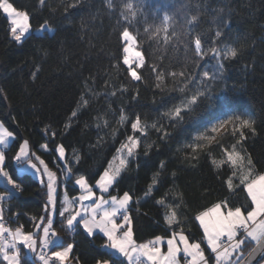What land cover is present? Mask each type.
Returning a JSON list of instances; mask_svg holds the SVG:
<instances>
[{
	"label": "trees",
	"instance_id": "1",
	"mask_svg": "<svg viewBox=\"0 0 264 264\" xmlns=\"http://www.w3.org/2000/svg\"><path fill=\"white\" fill-rule=\"evenodd\" d=\"M10 2L29 14L32 28L40 27L45 21L54 28L52 34L31 33L19 43L10 34L9 18L0 10V121L14 133L13 142L6 151L5 170L13 179L19 178L17 182L23 188L8 202L12 215L17 214V222L25 231L35 230L31 218L44 215L47 198L41 182L30 173L20 174L14 164L13 157L20 143L27 140L31 149L38 151L58 174L57 163L62 162L57 160V153L52 149L63 144L69 161L74 160V151L81 156L79 164L73 165L74 170L78 167L81 174L91 177L107 167L121 141L132 134L127 121L123 125L118 123L121 109L129 120L139 114L142 122L151 125L182 98L183 94L174 90L177 84L182 86L180 77L176 78L175 84L173 78L168 77L162 88H156L155 76L147 68L139 70L143 80L133 82L122 62L120 67H113L122 55L117 37L123 26H129L137 37V46L143 52L146 64L165 71L183 70L186 76L201 71L195 67L199 58L193 55L191 36L201 34L207 47L218 28L225 33L223 43L236 47L238 57L224 61L223 78L211 87L217 96L233 99L237 114L255 120L256 135L249 136L244 148L254 162L255 173H264V0H145L142 13L137 14L131 25L117 24L122 7L119 0H114L116 7L113 10L105 6L104 0H78V5L69 7L67 13L63 6L77 0H45L43 5L40 0ZM158 8L162 10L157 12ZM165 12L170 17L167 42L163 32L157 34L155 31L161 26ZM193 15L198 20L190 26L188 21ZM224 22H228L227 28L223 27ZM190 27L192 33L185 35ZM205 62L209 67L217 63L207 57L205 61H199ZM37 67L39 72L34 79L32 74ZM90 74L95 77L90 86L98 95L90 97L89 107L65 129ZM106 80L109 86L105 85ZM122 85L128 88L123 94L119 91ZM198 86L189 87L194 91ZM112 91L117 94L105 95ZM133 96L137 98L133 100ZM206 119L201 107L174 128L169 126L174 122L164 119L162 123L171 133L166 140H161L151 129L146 137H141L137 159L122 173L116 191L112 192L116 195L128 191L134 201L140 200L139 212L137 205H132L134 237L138 243L165 234L163 210L155 205V200L168 189L183 192L187 206L179 219L183 221L185 216L188 217L183 223L184 231L196 240L202 235L198 222L192 219L198 210L225 197L234 205L247 202L245 192L232 194L226 188L224 180L230 170L225 166L218 172L213 167L212 159L221 158V149L215 141L211 146L206 144L203 149H197L195 155L199 159L195 163L185 160L186 152L191 151L185 146L191 143L197 135L198 125ZM105 120L108 126H104ZM45 126L58 133L54 140L45 134ZM45 143L49 145L48 151L41 148ZM223 143L230 146L231 137H226ZM146 150L148 155L144 154ZM160 161L166 163L162 174L165 183L159 191L145 198L149 177ZM173 172L176 173L174 180ZM64 189L69 197L80 194L79 188L70 181L61 184V195ZM54 228L65 246L74 243L72 255L80 258V264H94L95 258L102 254L104 239L100 236L89 238L82 229H76L75 234L62 231L59 217ZM253 247L254 244L246 248L245 253Z\"/></svg>",
	"mask_w": 264,
	"mask_h": 264
},
{
	"label": "snow or ice",
	"instance_id": "2",
	"mask_svg": "<svg viewBox=\"0 0 264 264\" xmlns=\"http://www.w3.org/2000/svg\"><path fill=\"white\" fill-rule=\"evenodd\" d=\"M119 2L122 7L119 10L118 25L122 22L131 25L145 6V0H135V3L133 0H119ZM40 3L45 4V0H40ZM104 3L110 10L116 7L114 0H104ZM77 5L78 0L76 3L66 4L63 7L67 13L69 7L74 8ZM0 10L10 18L9 31L15 41L20 42L27 38L26 34H31L30 16L26 11L18 10L10 0H0ZM161 10L156 9L157 12ZM169 19V15L165 12L161 26L155 29L157 34L164 33L165 42L170 39ZM197 20L198 17L193 15L188 24L191 26ZM228 26V22H224L223 27ZM37 31L46 33L54 30L45 21ZM192 31L190 27L185 35H190ZM172 35L175 36L176 33L173 32ZM224 35L225 33L218 28L211 44L207 47L205 46L207 42L202 40L201 34L191 36L193 55L199 58L195 67L201 71L198 73L193 71L186 76L183 70L165 71L158 69L155 65L146 64L142 52L137 50V37L132 34L129 26L121 27L117 39L122 55L113 67H120L122 62V66H126L124 70L127 76L133 82L142 81L143 77L139 70L147 68L155 76L156 88H162L168 77L173 78L174 84L176 78L180 77L182 86L177 84L174 90L183 94L182 98L178 104H174L171 109L162 113L160 119L153 121L151 125L142 122L139 114L135 115V119L129 120L121 109L118 123L123 125L127 121L132 134L126 135L121 141L116 149V155L108 162L107 167L91 177L81 174L78 167L74 170L73 165L79 164L81 160L79 154L74 151V160L69 161L65 146L55 145L52 150L57 153V160L64 161L60 174L64 180L78 186L80 192L78 196L69 197L65 191L62 201L59 189L63 181L59 180L55 172L49 170L43 159L29 152L27 140L20 143L13 159L17 163L26 161L29 168L41 177H47L46 181L44 179L40 181L46 188L47 199L44 215L31 218L35 231H25L22 225L15 228L9 227L5 221L3 208L0 207V258L3 264H69V261L72 264H80V258L72 255L74 243H66L65 246V242L54 228L57 217H59L62 231L73 232L76 229H82L89 238L95 239L100 236L104 239L101 245L102 254L95 258L94 264H182V262L183 264H212L213 259L216 264H245V249L253 244L255 247L248 255H252L259 249L264 257V173H255L254 162L244 148L249 136L256 135V122L242 114H237L233 99L217 96L211 87L212 83L223 78L224 61L235 60L238 57L236 47L223 43ZM44 54L47 55L46 49ZM206 57L216 60L217 63L212 67H209L207 62L199 63V61H205ZM38 72L39 67L32 74L34 79ZM90 82L92 84L95 82V77L91 74L84 81L83 90L64 126L65 129L70 128L71 121L78 118L83 109L89 107L90 97L98 95L90 86ZM193 84L199 85L194 91L189 87ZM105 85L109 86L107 80ZM111 87L115 88V85ZM119 91L123 94L128 91V88L122 85ZM116 94V91L105 93L111 96ZM137 96H133V100ZM201 107L207 119L198 125L197 135L185 146L191 150L186 152L185 160L195 163L199 159L195 155L197 149H203L206 144L211 146L215 141L216 146L221 149V158L212 159L213 167L218 172L225 166L230 170V174L224 180L226 188L232 194L237 191L245 192L247 202L234 205L225 197L210 207L198 210L192 219L198 222L202 235L199 240H196L184 231L183 223L188 217L185 216L183 221L179 219L187 206L183 192L168 189L155 200V205L163 210L165 234L155 235L147 242L138 243L134 237L132 205L135 203L139 212L140 200L134 201L132 194L128 191L116 195L112 192L116 191L122 173L137 159L142 142L141 137H146L149 129L158 133L161 140H166L171 133L162 123L164 119L174 122L169 125L174 128L176 124L183 123L186 116L190 118V114ZM96 119L99 120L100 117ZM104 126H108L106 120ZM97 127H100V124H97ZM201 128L203 131H200ZM44 132L53 140L58 135L56 131L50 130V126H45ZM137 133L139 135H136ZM13 136L14 133L0 121V145L7 147ZM226 137H231L230 146H225L223 143ZM41 148L48 151L49 145L45 143L41 145ZM144 154L148 155L147 150ZM209 155H211L210 152ZM6 158L7 153L0 151V178L5 180V190L0 192V203L12 199L16 192L23 190L22 184L17 182L19 178L13 179V176L5 170ZM33 158L43 165L42 169L32 162ZM137 168H139L138 162ZM165 169V161H160L157 169L149 177V183L144 192L145 198L152 196L155 191H159L160 186L164 185L165 180L162 174ZM171 175L174 180L176 173L173 172ZM92 180L94 183L91 182ZM8 185H11V188H8ZM97 189L99 195H97ZM86 201L91 203L85 204ZM165 247L166 250H162Z\"/></svg>",
	"mask_w": 264,
	"mask_h": 264
},
{
	"label": "rangeland",
	"instance_id": "3",
	"mask_svg": "<svg viewBox=\"0 0 264 264\" xmlns=\"http://www.w3.org/2000/svg\"><path fill=\"white\" fill-rule=\"evenodd\" d=\"M5 15H6V14H5ZM9 20H10V18H9ZM10 27H11V25H10ZM10 27H9V28H10ZM49 27L52 28V29L54 30V28H53L52 26L49 25ZM37 29H39V27H37V28H32V26H31V24H30V33H34V34H36V35H41V34H43V33L38 32ZM53 32H54V31H53ZM53 32H48V33L52 34ZM27 35H29V34H26V36H27ZM22 41H23V39H22ZM22 41H20L19 43H21ZM137 50L141 51V50L138 48V46H137ZM141 52H142V51H141ZM142 55H143V52H142ZM143 56H144V55H143ZM221 131H223V130H221ZM13 139H14V136H13L12 139L9 140V145H8L7 147H6V146H3V145H0V151H5V152H6V151L10 148V146H11V144H12V142H13ZM29 152H30V153H35L36 156H39L41 159H43V160L45 161V159L42 157V155H41L38 151H33V150L31 149L30 145H29ZM59 161L62 162V163H57V165H58L59 169H61V168L63 167V165H64V161H61V160H59ZM5 162H6V161H5ZM32 162H33V163H36V164L38 165V167H40L41 169L43 168V165H40V164H39V161L35 160L34 158H33V161H32ZM45 163L48 165L49 170L55 172V173L57 174V176H58L59 179L61 178V179H63V181H65V180H64V177H63L61 174H58V172H57V170H56L55 168L51 167L50 164L47 163L46 161H45ZM116 163H118V161H116ZM14 164H15V166H16V168H17V170H18V172H19L20 174H23V173H30V174H32L36 179H38L39 181H41V179H44V180L46 181V179H47L46 176L41 177V176H40L38 173H36L33 169L29 168L28 165H27V162H26V161H25L24 163H17V162L14 160ZM24 169H27V170L25 171ZM7 187H8V188H11V185H8ZM77 187H78V186H77ZM4 190H5V180H4L3 178H0V192H3ZM65 191H66V190L64 189V192H63V194L61 195V200H63V196H64V194H65ZM96 191H97V195H99V190L97 189ZM66 192H67V191H66ZM67 195H68V193H67ZM68 196H69V195H68ZM88 203H91V202H90V201H86V202H85V204H88ZM0 207L3 208V214H4V217H5V221L7 222V225H8L9 227H11V228H15V227L19 226V224H18V222H17V220H18V216H17V214L12 215L11 208L9 207V202H8V200H6V201L0 203ZM12 218H13V219L15 218L16 221H15V222L12 221ZM34 231H35V230H34ZM73 232H75V230H74ZM41 234H42V233H41ZM162 250H166V247H165L164 249H162ZM251 250H252V249H251ZM251 250H250V251H251ZM250 251H249V252H250ZM249 252L245 253V256H246ZM70 263H72V262L69 261V264H70ZM0 264H3L2 258H0ZM182 264H183V262H182ZM262 264H263V263H262Z\"/></svg>",
	"mask_w": 264,
	"mask_h": 264
},
{
	"label": "water",
	"instance_id": "4",
	"mask_svg": "<svg viewBox=\"0 0 264 264\" xmlns=\"http://www.w3.org/2000/svg\"><path fill=\"white\" fill-rule=\"evenodd\" d=\"M245 258V264H259L263 260L259 249H257V251H255L252 255L247 254Z\"/></svg>",
	"mask_w": 264,
	"mask_h": 264
},
{
	"label": "crops",
	"instance_id": "5",
	"mask_svg": "<svg viewBox=\"0 0 264 264\" xmlns=\"http://www.w3.org/2000/svg\"><path fill=\"white\" fill-rule=\"evenodd\" d=\"M264 264V260L262 261V262H260V264ZM212 264H216V262H215V260L213 259V261H212Z\"/></svg>",
	"mask_w": 264,
	"mask_h": 264
},
{
	"label": "built area",
	"instance_id": "6",
	"mask_svg": "<svg viewBox=\"0 0 264 264\" xmlns=\"http://www.w3.org/2000/svg\"><path fill=\"white\" fill-rule=\"evenodd\" d=\"M12 221H14V222H15V221H16V220H15V218H14V219L12 218ZM70 264H72V263H70Z\"/></svg>",
	"mask_w": 264,
	"mask_h": 264
},
{
	"label": "bare ground",
	"instance_id": "7",
	"mask_svg": "<svg viewBox=\"0 0 264 264\" xmlns=\"http://www.w3.org/2000/svg\"><path fill=\"white\" fill-rule=\"evenodd\" d=\"M9 207H10V203H9ZM254 247H255V245H254Z\"/></svg>",
	"mask_w": 264,
	"mask_h": 264
}]
</instances>
